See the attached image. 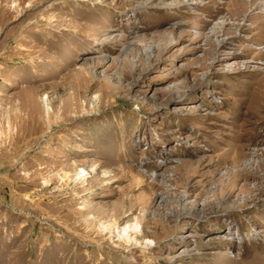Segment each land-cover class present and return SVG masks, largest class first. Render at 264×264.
Listing matches in <instances>:
<instances>
[{"label":"rangeland","instance_id":"obj_1","mask_svg":"<svg viewBox=\"0 0 264 264\" xmlns=\"http://www.w3.org/2000/svg\"><path fill=\"white\" fill-rule=\"evenodd\" d=\"M0 264H264V0H0Z\"/></svg>","mask_w":264,"mask_h":264},{"label":"bare ground","instance_id":"obj_2","mask_svg":"<svg viewBox=\"0 0 264 264\" xmlns=\"http://www.w3.org/2000/svg\"><path fill=\"white\" fill-rule=\"evenodd\" d=\"M261 2V1H260ZM257 3V2H256ZM263 3V2H262ZM46 97H47V95H44V99H46ZM94 97V96H93ZM46 101V100H45ZM45 109H46V114L48 113V109H49V107H48V105L46 104L45 105ZM90 170H93V167L91 166V168H90ZM107 173V171H103V176L104 177H108V174H106ZM93 209V208H92ZM128 226H130V224L128 225ZM122 227V226H121ZM121 230V229H120ZM120 233V232H119ZM128 233H129V231H128V228H127V226H123L122 227V234L123 235H125V236H127L128 235ZM122 236V235H121ZM146 241H150L149 239H146ZM147 245V244H146ZM143 246V245H142Z\"/></svg>","mask_w":264,"mask_h":264}]
</instances>
